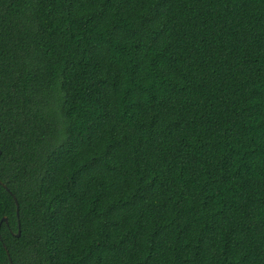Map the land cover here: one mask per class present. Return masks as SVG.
<instances>
[{"label": "trees", "instance_id": "1", "mask_svg": "<svg viewBox=\"0 0 264 264\" xmlns=\"http://www.w3.org/2000/svg\"><path fill=\"white\" fill-rule=\"evenodd\" d=\"M10 259L264 264V0H0Z\"/></svg>", "mask_w": 264, "mask_h": 264}, {"label": "water", "instance_id": "2", "mask_svg": "<svg viewBox=\"0 0 264 264\" xmlns=\"http://www.w3.org/2000/svg\"><path fill=\"white\" fill-rule=\"evenodd\" d=\"M13 198H14L15 203H16V214H17V218H18V202H17V200H16V198L14 196H13ZM6 220H7L6 217L3 216L2 219H1V222L2 221H5L6 222ZM17 225H18V230H17L16 235L19 236V234H20V227H19L20 226V223H19V221L17 222ZM10 264H13L12 261H11V259H10Z\"/></svg>", "mask_w": 264, "mask_h": 264}]
</instances>
